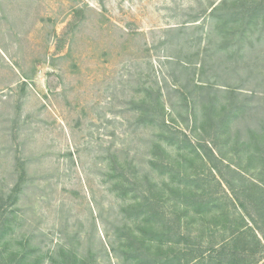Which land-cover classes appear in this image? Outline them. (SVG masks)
<instances>
[{
  "label": "rangeland",
  "instance_id": "obj_1",
  "mask_svg": "<svg viewBox=\"0 0 264 264\" xmlns=\"http://www.w3.org/2000/svg\"><path fill=\"white\" fill-rule=\"evenodd\" d=\"M255 133L264 0H0L4 264H264Z\"/></svg>",
  "mask_w": 264,
  "mask_h": 264
},
{
  "label": "trees",
  "instance_id": "obj_2",
  "mask_svg": "<svg viewBox=\"0 0 264 264\" xmlns=\"http://www.w3.org/2000/svg\"><path fill=\"white\" fill-rule=\"evenodd\" d=\"M224 4H225V2H222L221 6ZM248 12L251 13V11H248V9L244 10L243 15H245V16L250 15ZM239 14H242V12L240 11ZM232 90L236 92L235 89H232ZM234 94L236 95L237 93H234ZM238 108L239 107H237V110H238ZM225 109H226V107L222 110L225 111ZM234 110L235 109H233V111H228L229 113H226L225 115H223L222 120H221L223 122L222 128H223V126L224 127L228 126L227 124H228V121L230 120L229 116L232 114V112H234ZM218 116H221V115L216 113L215 110L213 111V109H212L208 113L204 112L203 117L200 120L201 134L203 135V137H205V139H208V141H207L208 143H206L207 144L206 148L208 149V151H211V155L215 151H212V147H210V144L214 143V145H216L218 147V143L215 141H216V139H218V136L221 133V131H220V125L219 124L214 123L213 125H210V122H215L217 120V118H219ZM213 127L215 129L214 133L212 131ZM212 133L214 134V137L211 136ZM251 143L256 144L257 148H259V150H261V152H264V134L260 135L258 133L257 134L255 133L251 139ZM219 151H221V149H219ZM263 163H264V160H263ZM263 171H264V167L262 169V174H263ZM16 185H19V184L17 183ZM260 190H262L261 185H258L254 182H251V185L245 187V189H244V192H246V196H247V199H246L247 202L242 201L241 205L246 210H248V206H252L253 211H256L257 213L260 212V219H258V221L256 220V225H257L258 229H261V231L264 235V193H263L264 190L263 191H260ZM252 200H255L261 206H259L258 204H254ZM252 204H254V205H252ZM248 214L251 216L252 219H254V220L256 219V217L254 216V214L251 211H249ZM238 240H240V238L235 239V241H238ZM238 246L239 245H237V247ZM234 247L236 248V246H234ZM235 248L227 250V251H225V246L220 247V248H215L213 251V254H211L209 257H204L201 255L200 256L201 258L198 259L200 261L197 260L196 262H193L191 264H220L221 262H223L222 258L225 254H227V255L229 254L228 260L230 263L238 264L239 263V259H238L239 252ZM28 255H29L28 253H24L22 255H21V253H18V252L15 253V257H13V264H22L23 260L26 259V257ZM60 255L62 256L64 262L66 264H68V261L66 258H69L71 256V254L69 255V253H66L62 250ZM35 258L37 259V257H35ZM76 259H77V257H76ZM170 259H167L163 264L170 263L172 260V259L171 260ZM4 260L5 259L3 258L2 253H0V264H4V262H3ZM81 263L85 264L82 261H81ZM32 264H34V263H32ZM58 264H63V263H58ZM72 264H77V261L73 262Z\"/></svg>",
  "mask_w": 264,
  "mask_h": 264
}]
</instances>
